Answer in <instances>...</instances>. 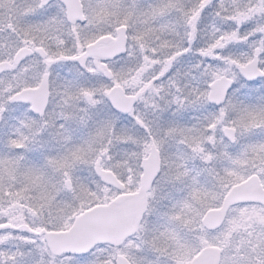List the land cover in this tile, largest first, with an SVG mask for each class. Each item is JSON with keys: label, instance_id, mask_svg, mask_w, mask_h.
Listing matches in <instances>:
<instances>
[{"label": "snow or ice", "instance_id": "obj_1", "mask_svg": "<svg viewBox=\"0 0 264 264\" xmlns=\"http://www.w3.org/2000/svg\"><path fill=\"white\" fill-rule=\"evenodd\" d=\"M0 264H264V0H0Z\"/></svg>", "mask_w": 264, "mask_h": 264}]
</instances>
